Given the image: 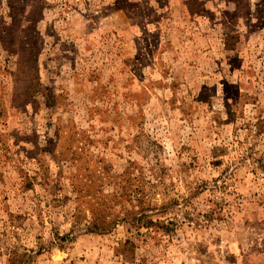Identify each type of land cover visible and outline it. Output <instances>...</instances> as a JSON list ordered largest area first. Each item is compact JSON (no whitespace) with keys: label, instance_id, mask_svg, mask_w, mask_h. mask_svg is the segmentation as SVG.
Returning a JSON list of instances; mask_svg holds the SVG:
<instances>
[{"label":"rangeland","instance_id":"374dc122","mask_svg":"<svg viewBox=\"0 0 264 264\" xmlns=\"http://www.w3.org/2000/svg\"><path fill=\"white\" fill-rule=\"evenodd\" d=\"M0 264H264V0H0Z\"/></svg>","mask_w":264,"mask_h":264},{"label":"trees","instance_id":"16d2710c","mask_svg":"<svg viewBox=\"0 0 264 264\" xmlns=\"http://www.w3.org/2000/svg\"><path fill=\"white\" fill-rule=\"evenodd\" d=\"M95 220V217H94ZM93 224L95 227H93L95 230H100L103 228V226H101L99 223H97L96 221H93Z\"/></svg>","mask_w":264,"mask_h":264}]
</instances>
